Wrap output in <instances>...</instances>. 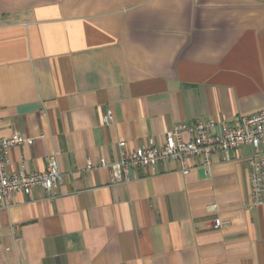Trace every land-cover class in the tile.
Returning <instances> with one entry per match:
<instances>
[{"label":"crops","instance_id":"crops-1","mask_svg":"<svg viewBox=\"0 0 264 264\" xmlns=\"http://www.w3.org/2000/svg\"><path fill=\"white\" fill-rule=\"evenodd\" d=\"M263 110L264 0H0V136L24 138L8 172L56 155L63 173L0 205V264H264L249 146L122 183L106 166L121 142Z\"/></svg>","mask_w":264,"mask_h":264},{"label":"built area","instance_id":"built-area-1","mask_svg":"<svg viewBox=\"0 0 264 264\" xmlns=\"http://www.w3.org/2000/svg\"><path fill=\"white\" fill-rule=\"evenodd\" d=\"M113 119V113L109 111L103 122L109 125ZM23 143L24 138L18 133L9 137L0 136V205L4 207L12 204L16 193L31 195L35 190L41 189L51 196L63 181V173L56 155L50 157L43 173H27L24 170L9 173V151ZM245 146L252 149L248 165L254 201L249 207L264 208V110L242 117L235 123L199 119L192 125L180 124L175 129L166 131L159 141L151 138L147 145L133 151H126V143L121 142L120 147L123 150L121 159L106 166L111 171L114 183H122L130 180L132 170L171 160L184 165L187 158L198 157L210 168L218 155H226L231 150H240ZM87 169H93V165L89 163ZM216 208L215 205L212 210ZM221 225V221L217 219L215 228Z\"/></svg>","mask_w":264,"mask_h":264}]
</instances>
